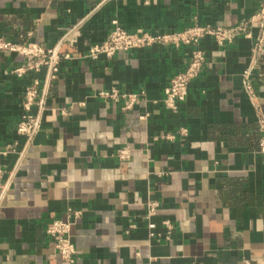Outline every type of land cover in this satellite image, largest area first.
I'll use <instances>...</instances> for the list:
<instances>
[{
    "label": "crops",
    "instance_id": "1",
    "mask_svg": "<svg viewBox=\"0 0 264 264\" xmlns=\"http://www.w3.org/2000/svg\"><path fill=\"white\" fill-rule=\"evenodd\" d=\"M261 1L0 0L1 37L72 55L34 109L41 127L28 140L17 132L24 92L35 77L43 87L46 70L17 77L11 70L24 58L0 53V149L17 142L23 153L2 160L0 264H63L45 231L58 218L74 222L75 264H264V155L242 76L258 27L223 46L202 40L204 70L175 113L162 104L164 89L189 63L190 47L77 56L103 41L113 20L152 33L196 22L232 27ZM253 82L264 113V48ZM113 87L144 92L146 101L123 111L96 96ZM125 145L131 158L121 160L116 151ZM149 199L160 202L155 237Z\"/></svg>",
    "mask_w": 264,
    "mask_h": 264
},
{
    "label": "built area",
    "instance_id": "2",
    "mask_svg": "<svg viewBox=\"0 0 264 264\" xmlns=\"http://www.w3.org/2000/svg\"><path fill=\"white\" fill-rule=\"evenodd\" d=\"M256 25L259 29L253 46V59L250 66L243 72V81L245 92L247 93L253 107L256 111V117L261 133L259 152L264 155V113L259 105L256 94L253 74L258 65L259 57L264 48V0L261 1L258 11L248 19L240 21L232 27L212 26L209 24L194 23L179 31H168L152 33L145 29L139 28L130 30L122 26L118 20L112 21L111 29L107 37L101 41L92 44L85 52L77 56L82 59L97 60L101 57L112 58L119 51L130 52L136 49L147 48L152 46H173L180 48L188 46L191 48L190 61L187 66L177 72L171 78L169 84L164 89L162 104L171 111L177 112L181 104L187 99L191 83L198 78L204 70L206 64V54L201 47V42L206 37H211L218 45L231 44L239 36H251L250 28ZM76 40H73L75 42ZM0 53L17 54L24 58L22 64L14 67L11 73L17 77H23L28 73L38 74L43 69L46 70L45 85L42 87L40 78L35 77L33 82L26 87L22 102L23 114L17 124L18 134L25 136L30 140L40 129V116L34 113V109L41 107L43 100L47 95L49 87L54 85L59 78L62 60L70 59L71 54L61 52L60 46H47L34 41H16L5 39L0 36ZM98 97L112 101L120 105L123 111H129L137 107L141 101H146L144 92L122 91L117 87L108 90H101L97 93ZM84 105V103H81ZM62 112L66 115L67 109ZM141 119L147 120V115H142ZM181 135H187L188 129L180 128ZM168 139H174L173 134L165 136ZM12 153L22 152L18 150V143H9L0 149V189L5 188L1 182L2 160ZM132 147L125 145L116 151V156L121 160L131 158ZM160 202L155 199L146 201L145 218L148 222L149 235L155 237L156 224L152 218L157 215ZM75 218L81 216V210L69 209ZM72 220L54 219L47 223L46 234L51 238L55 251L60 256L63 264H75L77 248L72 239ZM169 229L172 224L165 222ZM135 225H131L134 228Z\"/></svg>",
    "mask_w": 264,
    "mask_h": 264
}]
</instances>
